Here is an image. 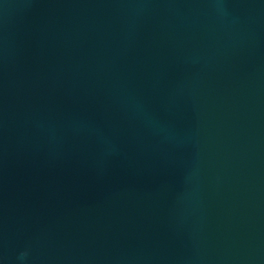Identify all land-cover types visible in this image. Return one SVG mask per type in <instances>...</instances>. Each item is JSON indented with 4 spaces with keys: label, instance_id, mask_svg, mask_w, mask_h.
Returning <instances> with one entry per match:
<instances>
[{
    "label": "water",
    "instance_id": "obj_1",
    "mask_svg": "<svg viewBox=\"0 0 264 264\" xmlns=\"http://www.w3.org/2000/svg\"><path fill=\"white\" fill-rule=\"evenodd\" d=\"M0 264H264V0H0Z\"/></svg>",
    "mask_w": 264,
    "mask_h": 264
}]
</instances>
